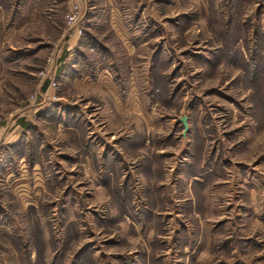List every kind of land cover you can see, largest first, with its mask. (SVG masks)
Wrapping results in <instances>:
<instances>
[{"label":"rangeland","instance_id":"obj_1","mask_svg":"<svg viewBox=\"0 0 264 264\" xmlns=\"http://www.w3.org/2000/svg\"><path fill=\"white\" fill-rule=\"evenodd\" d=\"M146 1L142 32L131 1L87 0L74 33L63 3L0 0V264H264L243 213L203 230L175 199L152 219L138 166L151 156L168 186L190 168L196 195L226 174L261 187L264 0Z\"/></svg>","mask_w":264,"mask_h":264},{"label":"crops","instance_id":"obj_2","mask_svg":"<svg viewBox=\"0 0 264 264\" xmlns=\"http://www.w3.org/2000/svg\"><path fill=\"white\" fill-rule=\"evenodd\" d=\"M53 2L57 1V4L63 3L65 4V7L68 8L69 5L72 2H77L81 5L83 8L84 4H86L87 0H52ZM95 1V0H93ZM110 0H101V5L104 7H109L110 5ZM132 2L133 8L131 10L133 13V23L138 27V30L142 32V27L140 25L139 20L141 18V11L135 10L136 7L138 8L140 3L143 7H146L149 5V3L146 0H128ZM144 2V3H143ZM158 5V2H156ZM149 5L151 9L154 11L159 12V8L157 5ZM114 8V7H113ZM113 8L111 11H113L111 16V20L113 23V27H117L116 29L118 30L117 34L121 35L119 37V40L122 44H124L126 49H135L134 43L129 39V35H126L124 31V24L121 23L119 20L118 14L114 12ZM167 9V8H166ZM120 21V22H119ZM156 37V35H155ZM155 37L149 36V39L151 40L152 38L155 39ZM131 46V47H130ZM132 50V51H133ZM100 84L98 87H105L108 88L109 91L114 95L115 94V89H117V85H115L112 81L111 83L108 81V77L102 72L101 73V79H100ZM138 105L139 104H136ZM114 135L111 136L113 138ZM126 155V151L123 150ZM131 150H128V154L131 153L129 152ZM134 154H137L138 151L140 152L141 149L135 148L133 149ZM163 152V149L161 150H156V153ZM123 152V153H124ZM136 159V158H135ZM137 164L135 163V166ZM138 166L140 168V173H142V176L144 177L143 180L145 181V186L143 188V196L145 200L150 201L151 204V210L149 211L150 217L153 219L155 217H161V215L169 214V205L171 206L175 199L178 200V202H185L188 206V212L187 214L198 219V227L201 229L203 228L204 230V223L206 220L208 221H214V223L211 225V227H214V224L217 222L224 221L225 219L231 218V217H236L238 214L242 215L243 213V220H241L240 223L232 222L233 224V229H243L246 232L249 230L250 226L257 227V229H262L264 231V211L262 210V216H261V221H258L255 219V216L253 215L255 212V204H257V198L259 196V193L261 195V198H263L262 202H264V182H262L261 187H250L247 188L246 190L240 189L239 187H242V183H234L232 182V178L228 177V174H226L225 177L222 176H217L214 177L212 181H208L205 184H200L202 187L199 189V193L193 194V187H192V181L195 178V172L194 170H191L190 168H181L177 174V178L183 179L182 183H179V181L175 182H170L171 185L168 186L165 184V178L167 177V172L166 168L162 166L161 164H157L156 161L149 156L146 158L144 161L140 159L138 162ZM146 176V177H145ZM199 179V178H198ZM234 181V180H233ZM168 186V187H167ZM241 194V196L239 195ZM184 196V197H182ZM259 200V199H258ZM190 201V202H189ZM196 201L198 204H201V207L196 210L195 208V203ZM189 203H194V206L192 207L193 204ZM227 204L230 205L229 210H227ZM263 205V203H262ZM240 208H239V207ZM199 207V205H198ZM242 210V211H241ZM185 211V210H184ZM241 211V212H240ZM248 213V214H247ZM246 215V216H245ZM189 217V216H188ZM257 220V222H256ZM255 221V222H253ZM225 223H228L225 221ZM203 226V227H202ZM232 227V225H230ZM226 227V226H225ZM238 227V228H237ZM243 227V228H242ZM232 229V228H231ZM239 229V230H240ZM205 232V231H204ZM256 232V230H255ZM212 235L215 237L221 236V231L220 229L216 231L211 230ZM199 241V240H198Z\"/></svg>","mask_w":264,"mask_h":264},{"label":"built area","instance_id":"obj_3","mask_svg":"<svg viewBox=\"0 0 264 264\" xmlns=\"http://www.w3.org/2000/svg\"><path fill=\"white\" fill-rule=\"evenodd\" d=\"M81 11V5L77 2H72L64 15L65 25L74 33L76 32L79 25Z\"/></svg>","mask_w":264,"mask_h":264},{"label":"water","instance_id":"obj_4","mask_svg":"<svg viewBox=\"0 0 264 264\" xmlns=\"http://www.w3.org/2000/svg\"><path fill=\"white\" fill-rule=\"evenodd\" d=\"M180 121L183 124L184 128H186V122H185V117L184 116L180 118Z\"/></svg>","mask_w":264,"mask_h":264}]
</instances>
